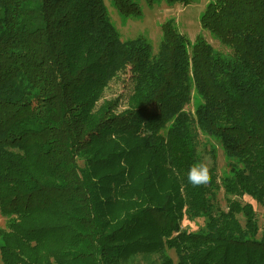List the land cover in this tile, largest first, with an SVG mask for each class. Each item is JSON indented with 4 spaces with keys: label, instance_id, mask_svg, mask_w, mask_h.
<instances>
[{
    "label": "trees",
    "instance_id": "16d2710c",
    "mask_svg": "<svg viewBox=\"0 0 264 264\" xmlns=\"http://www.w3.org/2000/svg\"><path fill=\"white\" fill-rule=\"evenodd\" d=\"M171 22L153 52L120 40L104 0H0L2 264H264V226L242 201L264 208V0L206 4L200 27L231 63ZM111 82L124 101L103 99ZM197 130L232 164L193 189ZM184 218L204 225L180 230Z\"/></svg>",
    "mask_w": 264,
    "mask_h": 264
},
{
    "label": "rangeland",
    "instance_id": "374dc122",
    "mask_svg": "<svg viewBox=\"0 0 264 264\" xmlns=\"http://www.w3.org/2000/svg\"><path fill=\"white\" fill-rule=\"evenodd\" d=\"M141 9L139 17H122L113 5L111 0H104L110 22L119 34L121 41L132 40L144 37L152 48L157 51L162 39L161 27L166 21H172L174 30L177 34L185 37L189 46L193 43L197 35H201L211 46L213 55L220 60L231 63L233 61L229 49L220 45L207 31L200 27L199 19L209 0H176L173 4L161 1L153 6H148L144 0H137ZM189 50L190 48L187 47ZM129 89H123L120 82H111L103 94V99L114 98L123 94L125 100ZM199 102V98L194 91L191 92V102L184 107L185 112L193 116L194 109ZM198 131V130H197ZM197 151L201 155L203 163H208L214 167L215 173L219 178L229 173L232 160H230L218 141L208 136L206 133H197ZM214 203L220 208L225 209V200L222 190L215 192ZM243 202L250 203L256 213L259 228L264 226V208L258 206L248 197L242 198ZM6 218L0 215V230L5 228ZM204 225L203 218H184L180 223V230L195 232ZM169 256L175 261L172 252ZM0 264L1 261H0Z\"/></svg>",
    "mask_w": 264,
    "mask_h": 264
},
{
    "label": "clouds",
    "instance_id": "9594fccd",
    "mask_svg": "<svg viewBox=\"0 0 264 264\" xmlns=\"http://www.w3.org/2000/svg\"><path fill=\"white\" fill-rule=\"evenodd\" d=\"M187 186L193 189L206 187L212 181L210 165L208 163H194L186 172Z\"/></svg>",
    "mask_w": 264,
    "mask_h": 264
}]
</instances>
